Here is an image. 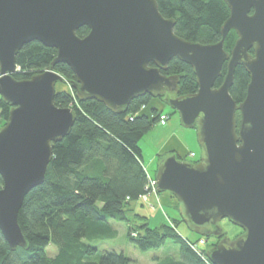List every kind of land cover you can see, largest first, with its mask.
<instances>
[{"label": "water", "instance_id": "95a60500", "mask_svg": "<svg viewBox=\"0 0 264 264\" xmlns=\"http://www.w3.org/2000/svg\"><path fill=\"white\" fill-rule=\"evenodd\" d=\"M224 1L230 13L220 39L202 43L176 34L175 19L163 16L157 0H0V96L11 106L0 127V232L11 250L28 249L19 211L44 182L53 144L75 123L73 108L54 102L62 83L114 113L136 98L161 97L183 127L196 129L203 157L163 158L156 191L177 199L192 231L220 238L206 251L211 263L264 264V0ZM83 26L89 31L79 36ZM232 30L237 39L228 51ZM33 41L57 55L45 70L17 79V55ZM174 58L192 67L197 91L180 94V75L163 73ZM59 63L74 78L58 72ZM237 66L250 75L241 102L230 92ZM225 218L243 232L223 236Z\"/></svg>", "mask_w": 264, "mask_h": 264}, {"label": "trees", "instance_id": "16d2710c", "mask_svg": "<svg viewBox=\"0 0 264 264\" xmlns=\"http://www.w3.org/2000/svg\"><path fill=\"white\" fill-rule=\"evenodd\" d=\"M157 1L163 16L175 19V33L189 41L217 42L221 25L230 13L224 0ZM88 31L83 26L77 34L85 36ZM236 39V32L230 31L225 49L231 51ZM56 55L55 48L39 41L25 44L17 55L19 71L15 78L28 79L45 70ZM55 69L67 79L74 78L65 63L57 64ZM222 72L224 75L226 65ZM163 73L180 75V94L197 91L192 67L178 58L172 59ZM222 79L219 77L215 86ZM249 81V73L237 66L230 90L237 102L245 98ZM153 99L161 104L150 105ZM54 102L60 107L73 108L75 123L69 135L53 144V157L44 182L26 195L19 211L18 222L28 249L11 250L0 232V264H135L123 252L115 250L105 251L96 259L99 249L89 241L115 238L117 230L112 220L125 221L128 239L143 251L161 248L168 240L180 246L179 258L157 257L155 264H213L206 257L207 249L213 246L210 237L200 234L195 240L184 237L171 225L172 221L151 227L148 217L135 213L132 207L153 191L140 141L159 122L160 113L166 111L162 98L150 95L136 98L121 113L112 112L94 99L79 100L74 89H59ZM10 107L0 96V120L7 121ZM237 116L240 117L239 112ZM178 205L181 212L179 202ZM129 214L141 219V224H131ZM174 221L177 224V219ZM50 245L57 247L54 255L48 254Z\"/></svg>", "mask_w": 264, "mask_h": 264}, {"label": "rangeland", "instance_id": "374dc122", "mask_svg": "<svg viewBox=\"0 0 264 264\" xmlns=\"http://www.w3.org/2000/svg\"><path fill=\"white\" fill-rule=\"evenodd\" d=\"M59 89L72 90L69 85L62 83L57 85V90L59 91ZM171 110L169 107H166V111L170 112L166 122H158L140 141L144 166L154 177L161 160L166 158L172 150H176L184 160L191 162L199 161L203 157V150L198 142L196 129L183 127L179 114L177 112L173 113ZM4 123L6 121L4 122L1 119L0 126H3ZM150 179L153 180V178ZM176 205L179 206L178 202L170 194L152 192L146 198L141 197L140 200L134 202L132 207L135 213L148 217L151 227L160 226L165 222L171 224L172 221L173 224L171 225L177 227V231L182 236L192 240L197 239L199 235L192 231L188 224L182 220L181 212ZM128 217L130 223L133 225H138L142 222L141 219L132 214H129ZM174 219H177V224ZM111 222L117 230L115 238L89 241L99 249L96 259H99L105 251L112 250L123 252L135 264H155V258L157 257L172 256L179 258L181 256L180 246L173 240H168L161 248L143 251L128 239V224L125 221L112 220ZM220 225L226 232L227 237L230 238H235L241 231L240 227L227 218L223 219ZM217 241V237L211 236L209 243L214 245ZM56 251V246H49V255H54Z\"/></svg>", "mask_w": 264, "mask_h": 264}, {"label": "built area", "instance_id": "2783aa9c", "mask_svg": "<svg viewBox=\"0 0 264 264\" xmlns=\"http://www.w3.org/2000/svg\"><path fill=\"white\" fill-rule=\"evenodd\" d=\"M168 116H169V113L167 111L161 112L160 116H159V122L165 123L166 120L168 119ZM151 184H152V187H153V189H152L153 191L152 192L158 193L156 191V187H155V180H151ZM142 197L146 198L147 195H143Z\"/></svg>", "mask_w": 264, "mask_h": 264}, {"label": "crops", "instance_id": "0c3cea01", "mask_svg": "<svg viewBox=\"0 0 264 264\" xmlns=\"http://www.w3.org/2000/svg\"><path fill=\"white\" fill-rule=\"evenodd\" d=\"M161 103H160V101L159 100H157V99H153V100H151V103H150V105H152V106H155V105H160ZM146 168V167H145ZM147 170V169H146ZM147 173L149 174V176H150V178H155L153 175H151L150 173H149V171L147 170ZM154 198V197H153Z\"/></svg>", "mask_w": 264, "mask_h": 264}, {"label": "flooded vegetation", "instance_id": "af4514ba", "mask_svg": "<svg viewBox=\"0 0 264 264\" xmlns=\"http://www.w3.org/2000/svg\"><path fill=\"white\" fill-rule=\"evenodd\" d=\"M166 106H167V105H166ZM173 152H176V150H172V151H170L168 154H172ZM242 232H243V231H241L240 233H242ZM240 233H239V234H240ZM239 234H238V235H239ZM219 240H220V238H218V241H217V242H215V243H218V242H219Z\"/></svg>", "mask_w": 264, "mask_h": 264}, {"label": "bare ground", "instance_id": "6f19581e", "mask_svg": "<svg viewBox=\"0 0 264 264\" xmlns=\"http://www.w3.org/2000/svg\"><path fill=\"white\" fill-rule=\"evenodd\" d=\"M168 107V106H167ZM170 108V107H169ZM171 109V108H170Z\"/></svg>", "mask_w": 264, "mask_h": 264}]
</instances>
